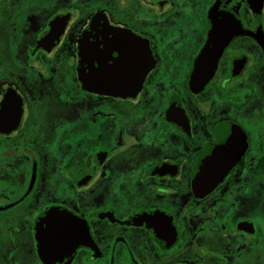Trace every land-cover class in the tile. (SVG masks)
Segmentation results:
<instances>
[{"label": "flooded vegetation", "instance_id": "af4514ba", "mask_svg": "<svg viewBox=\"0 0 264 264\" xmlns=\"http://www.w3.org/2000/svg\"><path fill=\"white\" fill-rule=\"evenodd\" d=\"M0 264H264V0H0Z\"/></svg>", "mask_w": 264, "mask_h": 264}, {"label": "water", "instance_id": "95a60500", "mask_svg": "<svg viewBox=\"0 0 264 264\" xmlns=\"http://www.w3.org/2000/svg\"><path fill=\"white\" fill-rule=\"evenodd\" d=\"M148 61V60H147ZM148 67V66H147ZM148 68H146V71H147Z\"/></svg>", "mask_w": 264, "mask_h": 264}]
</instances>
